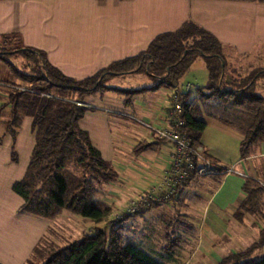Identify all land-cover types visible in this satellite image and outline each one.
<instances>
[{"label":"crops","instance_id":"obj_1","mask_svg":"<svg viewBox=\"0 0 264 264\" xmlns=\"http://www.w3.org/2000/svg\"><path fill=\"white\" fill-rule=\"evenodd\" d=\"M186 21L195 22L221 42L228 73L264 69V1L0 0L2 44L16 41L19 46L43 51L53 66L74 79L91 76L115 60L145 50L156 35L173 31ZM0 75H3L1 70ZM1 82L28 86L22 79ZM150 91L155 90L147 92ZM148 100L137 106H133L134 99L124 105L120 98L112 96H105L100 102L91 96L85 100L99 110L87 111L79 121L80 127L89 133L104 159L115 168L121 166V170L116 168L119 184L105 186L110 189L112 202L130 201L154 186L168 168L172 145L136 125L128 116L150 121L158 128L168 125L169 98L168 103L165 99L166 105L159 97L156 101ZM101 109L116 117L109 119ZM161 109L164 111L160 113ZM202 117L206 127L201 146L211 161L227 171L201 179L197 194L189 191L191 181L177 195L176 203L195 204L202 211L201 222L194 228L196 233H186L183 239L176 234L179 248L171 261L177 264H217L230 253L249 249L264 230V206L259 217L239 208L245 197V179L252 178L264 186V140L255 143L249 154L241 158L239 151L232 153L205 135V130L211 126L233 137L239 141V148L242 134L218 117ZM121 118L132 123H122ZM24 125L28 126L27 130ZM110 126L118 132L114 138ZM21 127L14 142L10 141V135L4 137L10 141V151L0 145V262L3 264H24L34 246L47 234L44 221L17 212L21 199L11 190L12 183L23 176L34 145L31 119L25 117ZM144 144L147 148L136 153L135 148ZM12 145L17 151L16 162L11 159ZM252 254L264 257V243L247 259Z\"/></svg>","mask_w":264,"mask_h":264},{"label":"trees","instance_id":"obj_2","mask_svg":"<svg viewBox=\"0 0 264 264\" xmlns=\"http://www.w3.org/2000/svg\"><path fill=\"white\" fill-rule=\"evenodd\" d=\"M12 55H19L25 65L22 64L19 69L9 60ZM199 57L203 59L208 78L204 85L196 87V96H192L189 88L180 91L182 130L192 146H201L206 122L199 103L215 102L227 116L214 117L242 134L239 155L244 158L255 143L264 140V96L258 95L255 89L257 80L264 79V69H255L242 78L239 74L237 79L228 78L221 42L195 22L186 21L173 31L156 35L145 50L115 60L80 80L64 75L48 61L43 51L7 46L6 42L0 45V61L18 79L28 84L25 86L27 90L19 89L12 83H8L9 86L0 84V91L4 92V102L0 104L4 134L0 143L6 134L15 141L25 117L31 119L34 137L25 172L11 185L13 193L21 199L17 212L39 219H53L70 213L95 223L91 232L83 231L64 246L38 242L24 264H30L34 259L41 264H169L173 260L179 248L178 236L173 238L177 243L175 248L170 242L160 254L161 258L154 257L126 239L123 222L143 212L107 225L105 220L110 216L113 205L104 200L101 189L113 183L118 172L92 144L89 133L80 127L79 121L89 110L85 105L86 98L107 91L106 82L111 78L145 73L152 80L153 85L149 88L115 90L124 94L123 102L128 105L139 92L162 86L176 88L180 78ZM74 94L76 98L72 97ZM6 107L9 108L8 115L2 119ZM239 115H242L243 121L239 122ZM146 148L145 144L138 145L135 152L140 153ZM13 149L12 145L11 159L16 162L17 154ZM211 162L216 175L226 173V167H219L213 160ZM196 178L193 174L178 187L179 194ZM243 191L245 197L240 203V210L259 217L264 206V186L247 178ZM160 204L154 203L150 208ZM263 243L264 230L249 249L230 253L217 264H264V257L245 262L250 253Z\"/></svg>","mask_w":264,"mask_h":264},{"label":"rangeland","instance_id":"obj_3","mask_svg":"<svg viewBox=\"0 0 264 264\" xmlns=\"http://www.w3.org/2000/svg\"><path fill=\"white\" fill-rule=\"evenodd\" d=\"M6 44L7 46H19V44L16 41H11V42L6 41ZM0 45H3L1 40H0ZM9 60L12 61L14 64H16V66L19 69L21 68V65L23 64V60L19 55L10 56ZM0 70L2 71V74H3V75H0V82L1 81H14L15 82L16 80H18V78L13 74V72L8 68V66L4 62H1V61H0ZM251 71L253 70H249L239 75L242 78L248 73H250ZM237 74L238 73H236L235 75H232L228 73V78L233 77V79H237V76H238ZM83 78H86V77H80L78 79L76 78L75 79L80 80ZM207 78H208V74H207L205 64L203 62V59L199 57L192 64L190 69L180 78L178 82V86L176 88H169V87L162 86L161 89H158L155 91L140 92L134 96L135 98L133 97L134 99L133 106L134 105L137 106V104H142L145 101H149L148 100L149 98L154 100V99H157L158 97H159V100L163 101L164 105H166L168 103L167 100L169 98V94L175 90H178L179 92L185 90V86L187 84L191 86L190 93L192 94V96L193 95L196 96V93H197L196 87L199 85H204L207 81ZM106 85L107 87H109L107 91L96 93L92 95L91 97L97 98L98 101L100 102L101 99L104 98L105 96H112V97L120 98L123 102V99L125 98L124 94H120L119 92L115 91L116 89H140L147 85H153V82L152 80L148 78V76L145 73H130V74L122 75V76H115L111 78L109 81H107ZM255 89L258 95L264 96V79L258 82ZM0 93L3 94L4 92L0 91ZM76 96L77 95L74 94L72 97L76 98ZM3 102H4V97L0 96V104H2ZM85 105L89 108L88 112L99 110V109L92 108L88 104H85ZM199 106H200L202 115L205 117L207 116L212 117L214 115L215 116H219V115L227 116L226 114H224L225 112L224 109L218 106L217 104H215V102H209L208 104H204L200 102ZM101 111L109 119L116 117L113 114H110V111H106L103 109H101ZM162 111L164 110L161 109L160 113ZM240 113H244V110H240ZM7 115H8V107L6 108V110H4L2 119H6ZM238 119L240 122V121H243L244 118H242V115H239ZM131 120L133 121V123H136V125H139L135 119L131 118ZM131 120H128L126 118L124 120H122V118L120 119L122 123L127 122L129 124L132 123ZM141 120L144 121L145 123L150 124L152 128L159 129L156 125H154V123H151L150 121H147L144 119H141ZM109 128L112 130L111 134L113 135L111 136L114 138V136H116L118 132L111 126ZM143 128L146 129L145 127ZM21 129L23 128L21 127L20 130ZM24 129L27 130L28 126L24 125ZM146 130L155 134L154 131H151L149 129H146ZM3 134H4V126L2 122L0 121V137ZM205 135H207L212 140H216L217 142H219V144L226 146L230 151H232V153L233 152L238 153L239 141L235 140L233 137L223 135L217 132L216 130H213L211 126H209V128L205 130ZM6 136L9 137L8 134L4 135L2 137V142L0 145L2 149H6L7 151L9 149L10 141L12 138H10V141H9L8 138H4ZM156 137L160 139L161 141L164 140L158 137L157 135ZM148 140H151V139L148 138ZM13 148H14L13 150L16 151L15 146H13ZM11 150H12V147H11ZM115 162L116 161H114V163ZM119 163H123V160H120ZM116 168L118 170H121V166H118ZM209 175L207 174L203 176H197L196 180L192 181L191 185L189 186L190 187L189 191L193 195L197 194V191L199 189L197 183H202L201 179L206 178ZM113 183L117 185L119 184L118 177ZM182 185L183 184H180L179 187ZM105 186L101 189V195L102 197H104L105 201L113 205V209L110 213V216L105 220L107 225L108 224L113 225L118 220L122 219L123 217H129V215L131 214L143 212L141 213V215L132 216L128 218L125 222H123V233L125 234L127 240H129L130 242H134L141 249H143L144 251L148 252L149 254L153 255L156 258H161L160 254L164 252V250L168 247L170 242L172 244V247L175 248L177 243L175 242L173 238L176 236V234L179 233L178 235H180V238L183 239L182 236H184L186 233L187 235L196 233V231L194 232L195 230L194 228H196V226H198L199 223L201 222L200 214L202 211L200 210V208L196 209L195 204L186 206L185 204L182 205L181 203H176L175 201H173V199L176 200L175 196H172L171 198L167 200L153 202L144 208L138 209L137 212H133V213L127 212L128 214L126 213L125 215L124 213L125 211H127V208L124 205L130 202L132 199L128 202L127 200H123V203L121 200L112 202L110 200L111 199L110 197L111 194L109 192L110 189L108 188L106 189ZM177 194H179L178 187L176 189L175 195ZM154 203H161V204L159 206L150 208ZM41 220L45 222L46 228H47V232H46L47 234H45L40 239L41 243H45L46 245L53 244L56 246H64L68 244L69 242L76 239L83 231L91 232L95 225V223L91 219L82 218L79 215H74L70 213H63L60 216L53 218V219H41ZM188 224H191V227ZM169 237H171L170 240H168ZM29 256H31V253L29 254ZM259 259L260 257H258L257 254L255 255L252 254L251 257L248 258L245 262H249V261L253 262ZM242 262L244 261H241L240 263ZM30 264H41V262L37 259L36 260L34 259L32 263ZM169 264H177V263L174 261H170Z\"/></svg>","mask_w":264,"mask_h":264},{"label":"built area","instance_id":"obj_4","mask_svg":"<svg viewBox=\"0 0 264 264\" xmlns=\"http://www.w3.org/2000/svg\"><path fill=\"white\" fill-rule=\"evenodd\" d=\"M0 84L9 86L6 82H0ZM17 87L27 90L23 86ZM188 88L189 84L185 86V90ZM179 93L178 90H175L169 94L170 107L166 114L168 125L163 128L154 129L150 124L145 123L138 117L129 115L130 118L135 119L142 127L154 131L158 137L169 141L173 148L168 168L164 171L161 179L154 186L143 190L137 197L125 204L124 206L127 208V211L124 213L125 215L127 212H137L138 209L144 208L153 202L167 200L175 196L177 187L193 174L203 176L207 174L216 175L217 173L213 169L211 160L203 151V147L192 146L185 132L182 130L183 122L179 118V112L182 109ZM229 171L232 170L229 169Z\"/></svg>","mask_w":264,"mask_h":264}]
</instances>
